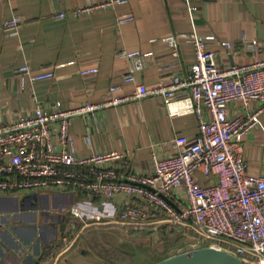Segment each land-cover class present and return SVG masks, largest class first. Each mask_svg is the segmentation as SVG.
<instances>
[{
  "label": "crops",
  "instance_id": "obj_1",
  "mask_svg": "<svg viewBox=\"0 0 264 264\" xmlns=\"http://www.w3.org/2000/svg\"><path fill=\"white\" fill-rule=\"evenodd\" d=\"M102 1L0 0V123L31 112L38 104L51 110L56 101L63 108H75L103 100L111 84L130 93L133 85L124 82L122 75L131 62L117 54L121 49L150 52L141 60L142 69L135 72L136 82L152 85L169 73L185 75L194 61L192 44L179 39L174 56L172 47L162 40L169 35L194 30L202 36L212 33L218 40L230 41L231 49L217 42L209 44L221 66L252 63L264 57V0H190L197 7L193 20L187 16L185 0H126L88 14L73 12ZM61 10L65 17L55 18L53 14ZM123 14L133 19L119 23L117 18ZM13 15L21 20L16 35L2 27ZM244 36L262 46L252 52L238 45ZM22 63L34 71L51 68L54 76L21 84L14 69ZM169 64L171 67H165ZM89 66H96L98 71L80 74ZM256 106L251 104L250 109ZM245 111L240 100L228 103V117ZM258 120L242 138L241 154L249 172L264 174V109ZM70 131L78 156L121 151L131 160L130 172L147 175L152 172L151 152L168 155L174 149L175 136L192 140L198 132V120L193 113L171 116L161 96L148 95L97 109L92 115H74ZM196 174L203 183L204 175L200 171ZM178 193L184 196L182 190ZM75 196L59 192L0 195V264H35L38 250L62 232L60 226L71 217L66 209L75 201L86 212L118 216L122 196L96 202ZM152 214L153 224L139 231L144 238L131 234L137 230L133 225L114 220L84 227L54 264H154L173 255V248L184 243L186 234L157 223L160 214ZM101 228H120L134 240L127 236L117 240Z\"/></svg>",
  "mask_w": 264,
  "mask_h": 264
},
{
  "label": "built area",
  "instance_id": "obj_2",
  "mask_svg": "<svg viewBox=\"0 0 264 264\" xmlns=\"http://www.w3.org/2000/svg\"><path fill=\"white\" fill-rule=\"evenodd\" d=\"M124 1L86 4L73 12L88 14ZM185 4L188 18L193 20L197 7L190 0ZM53 16L63 18L65 12ZM132 19L123 14L117 21ZM20 23V18L13 15L3 21L2 27L16 35ZM179 39L188 40L194 50V61L183 76L169 73L152 85L136 82L135 72L142 69L141 60L150 52L121 49L117 54L131 62L122 75L124 82L133 85L130 93L111 84L103 100L75 108H63L56 101L51 110L38 104L31 112L0 123V195L59 192L88 202L122 196L117 218L86 212L73 202L66 209L70 219L43 248L35 264H54L86 226L113 220L143 226L152 223V211L160 214L157 223L186 234L184 243L173 248L174 254L212 246L250 264H264V174L249 172L241 154L242 138L258 125V114L264 109V57L252 63L221 66L209 44L217 42L227 49L233 44L218 40L215 34L202 36L194 30L162 38L172 47L174 56ZM238 45L252 52L262 46L245 36ZM97 71L96 66H89L80 74ZM14 72L21 84L54 76L51 68L34 71L25 63L16 66ZM148 95L161 96L171 116L195 114V137L188 140L175 136L174 149L168 155L151 152L152 172L147 175L130 172L131 160L121 151L76 154L75 136L70 131L74 115H92L97 109ZM233 100L242 102L244 114L227 116L228 103ZM254 103L257 106L251 110ZM197 171L204 175L203 183L198 181Z\"/></svg>",
  "mask_w": 264,
  "mask_h": 264
},
{
  "label": "water",
  "instance_id": "obj_3",
  "mask_svg": "<svg viewBox=\"0 0 264 264\" xmlns=\"http://www.w3.org/2000/svg\"><path fill=\"white\" fill-rule=\"evenodd\" d=\"M64 224L60 226L62 231ZM42 252L40 248L35 257ZM154 264H250L233 253L212 246H197L194 249L182 251L167 256Z\"/></svg>",
  "mask_w": 264,
  "mask_h": 264
},
{
  "label": "rangeland",
  "instance_id": "obj_4",
  "mask_svg": "<svg viewBox=\"0 0 264 264\" xmlns=\"http://www.w3.org/2000/svg\"><path fill=\"white\" fill-rule=\"evenodd\" d=\"M75 199H78L77 195L75 196ZM97 229H100V228H97ZM102 230L105 232V234H107L108 236L112 235L117 240L119 238L120 239L123 238L124 236H127L128 238L133 239V240H134V238H132L133 236H136V239L140 238L141 235H143V236H141L142 238L146 237L145 234H142L140 232L138 233L136 231H134V232L131 231V234L133 236L131 234H129V232H128V235H127L124 232H122V230L120 228H108V229L107 228H101V232H102Z\"/></svg>",
  "mask_w": 264,
  "mask_h": 264
},
{
  "label": "trees",
  "instance_id": "obj_5",
  "mask_svg": "<svg viewBox=\"0 0 264 264\" xmlns=\"http://www.w3.org/2000/svg\"><path fill=\"white\" fill-rule=\"evenodd\" d=\"M136 228H137V230H134V231L139 232V231L143 230L145 228V226L144 225L143 226H137ZM143 231H145V230H143Z\"/></svg>",
  "mask_w": 264,
  "mask_h": 264
}]
</instances>
